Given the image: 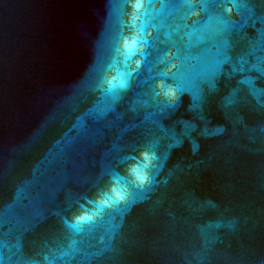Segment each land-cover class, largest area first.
Masks as SVG:
<instances>
[{
	"label": "water",
	"instance_id": "1",
	"mask_svg": "<svg viewBox=\"0 0 264 264\" xmlns=\"http://www.w3.org/2000/svg\"><path fill=\"white\" fill-rule=\"evenodd\" d=\"M145 3L0 0V264H264V0Z\"/></svg>",
	"mask_w": 264,
	"mask_h": 264
},
{
	"label": "clouds",
	"instance_id": "2",
	"mask_svg": "<svg viewBox=\"0 0 264 264\" xmlns=\"http://www.w3.org/2000/svg\"><path fill=\"white\" fill-rule=\"evenodd\" d=\"M129 7L131 9L129 13V24L133 31L128 36L123 37L120 45L117 47V53L125 61L135 56L147 42L143 35L145 26L144 17L148 14L145 0H129ZM137 21H140L139 26L137 25ZM136 65L139 66V61H136ZM130 75L131 71H125L124 69L113 66L111 75L106 76L102 83L107 86L109 91L123 89L127 87L128 77ZM141 158L140 163L128 169L129 175L136 181H145L148 178L147 168L150 166L153 157L149 153H141ZM125 195L126 192L123 185L118 181H114L109 189L98 194L96 200L92 202V208L73 217L72 226H80L84 223L95 221L103 214L107 207L121 202L125 198Z\"/></svg>",
	"mask_w": 264,
	"mask_h": 264
}]
</instances>
